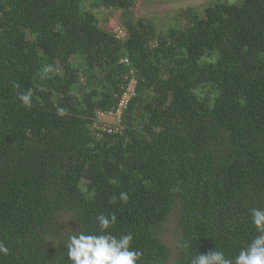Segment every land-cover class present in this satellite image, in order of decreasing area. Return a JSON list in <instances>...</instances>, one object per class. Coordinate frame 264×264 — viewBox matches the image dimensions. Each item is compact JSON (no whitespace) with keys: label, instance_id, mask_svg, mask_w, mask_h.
I'll use <instances>...</instances> for the list:
<instances>
[{"label":"trees","instance_id":"16d2710c","mask_svg":"<svg viewBox=\"0 0 264 264\" xmlns=\"http://www.w3.org/2000/svg\"><path fill=\"white\" fill-rule=\"evenodd\" d=\"M135 3L0 0V264H72L68 237L99 234V215L138 264L233 258L257 235L264 0H218L162 34ZM100 5L124 12L123 39Z\"/></svg>","mask_w":264,"mask_h":264},{"label":"clouds","instance_id":"9594fccd","mask_svg":"<svg viewBox=\"0 0 264 264\" xmlns=\"http://www.w3.org/2000/svg\"><path fill=\"white\" fill-rule=\"evenodd\" d=\"M18 99L25 107H31V91L20 93ZM65 114V109L58 110L59 116ZM119 199L127 203L128 193L120 192ZM112 200L114 202L116 197ZM250 215L257 235L235 257L226 258L223 251L216 249L192 257L190 264H264V208H252ZM96 219L100 227L99 234H86L81 231L68 237L65 247L72 264H138L142 254L132 249V234L117 237L110 231L116 223V216L99 215ZM183 247L188 248L189 244L185 243ZM8 253L9 249L0 243V254L6 256Z\"/></svg>","mask_w":264,"mask_h":264},{"label":"rangeland","instance_id":"374dc122","mask_svg":"<svg viewBox=\"0 0 264 264\" xmlns=\"http://www.w3.org/2000/svg\"><path fill=\"white\" fill-rule=\"evenodd\" d=\"M218 0H136L135 7L129 11L127 15H136L137 17H143L146 19H152L157 31L167 33L170 28L181 29L185 27L189 22L188 13L192 10L197 11L199 14L204 13V9L207 6L213 5ZM106 10L103 5H100L96 11V18L103 25L108 26L116 33L118 39H123L126 36V31L121 24L118 23L119 16L124 14L123 11ZM134 81L131 82L130 92L134 86ZM117 117L120 115L117 112ZM110 123L114 120L105 118ZM167 245L173 243L174 237L170 230L166 231L163 235ZM171 248V246H170ZM169 264H173L170 261Z\"/></svg>","mask_w":264,"mask_h":264},{"label":"built area","instance_id":"2783aa9c","mask_svg":"<svg viewBox=\"0 0 264 264\" xmlns=\"http://www.w3.org/2000/svg\"><path fill=\"white\" fill-rule=\"evenodd\" d=\"M131 93H132V91H131ZM129 96H130V95H124V96H123V100H122L121 103H120V108L124 106V104H125V100H126V97H129Z\"/></svg>","mask_w":264,"mask_h":264}]
</instances>
